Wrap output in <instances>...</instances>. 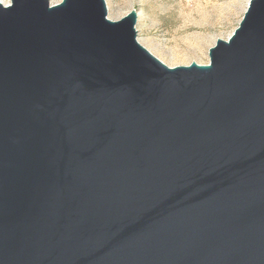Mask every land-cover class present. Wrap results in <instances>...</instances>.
Here are the masks:
<instances>
[{
  "label": "water",
  "instance_id": "obj_1",
  "mask_svg": "<svg viewBox=\"0 0 264 264\" xmlns=\"http://www.w3.org/2000/svg\"><path fill=\"white\" fill-rule=\"evenodd\" d=\"M136 18L0 2V264H264V0L207 64Z\"/></svg>",
  "mask_w": 264,
  "mask_h": 264
},
{
  "label": "rangeland",
  "instance_id": "obj_2",
  "mask_svg": "<svg viewBox=\"0 0 264 264\" xmlns=\"http://www.w3.org/2000/svg\"><path fill=\"white\" fill-rule=\"evenodd\" d=\"M62 0H50L56 4ZM10 4V0H0ZM107 17L137 11V41L169 67L209 63L208 50L228 39L249 0H105Z\"/></svg>",
  "mask_w": 264,
  "mask_h": 264
}]
</instances>
